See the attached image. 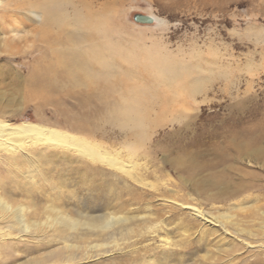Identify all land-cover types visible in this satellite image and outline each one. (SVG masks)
I'll list each match as a JSON object with an SVG mask.
<instances>
[{"label":"bare ground","instance_id":"obj_1","mask_svg":"<svg viewBox=\"0 0 264 264\" xmlns=\"http://www.w3.org/2000/svg\"><path fill=\"white\" fill-rule=\"evenodd\" d=\"M9 4L0 0V54L18 56L24 52V46L32 49L27 56L29 63L22 62L28 71L25 87L39 97L68 96L80 103L102 101L119 94V100L106 108L121 125L131 129L136 141L126 145V158L86 136L41 123H15L0 118V264L86 261L94 258L93 248L96 250L131 236L144 227L139 214L131 210L137 199L130 197L131 200H126L121 193H116L115 197L109 196L104 205L96 206L95 213L84 209L79 201L67 208L62 183L51 178L42 188L38 181V178L46 177L39 167V163L43 164L45 151L51 148L58 150L57 154L71 151L76 153L80 163L94 161L108 167L89 165L88 169L107 177L109 191H120L121 187L129 190L128 179L146 184L142 179L146 164L135 155L154 122L150 109L157 93L132 83L135 78L125 72L124 62L142 66L154 74L157 81L166 83L169 89L193 93L201 85L197 79L187 90L186 80L193 72L191 66H180L153 49H147L143 54L126 50L121 40L122 26L105 0H78L75 3L71 0H16L14 7ZM69 6L73 8L71 18L65 12ZM30 27L32 29L28 30ZM12 68L0 67V83L8 77L17 79ZM5 96L0 91V110L9 103L4 101ZM73 126L81 131L92 129L85 120ZM256 140L251 137L235 143V146L242 155L259 159L263 157V149L255 148ZM190 164L189 169L194 170V164ZM207 180L198 184V191L216 190L211 194L213 203H228V209L237 212L217 213L194 202L164 194L158 197L162 203L178 206L193 216L183 221L182 229L184 237L196 235L195 241L187 240L191 246L193 243L197 246L191 252L199 259L193 258L186 264H208V259H215V264L264 263L262 254L255 250L264 247V238L258 237L264 236V204H254L264 200V196L260 198V194H255L249 185L234 187L224 176ZM124 209L129 210L124 212ZM147 218L149 221L152 217ZM167 240L165 244L169 243ZM179 254L164 252L157 260L167 264L169 259H177L180 264H185ZM145 261L120 255L94 264L148 263Z\"/></svg>","mask_w":264,"mask_h":264},{"label":"rangeland","instance_id":"obj_2","mask_svg":"<svg viewBox=\"0 0 264 264\" xmlns=\"http://www.w3.org/2000/svg\"><path fill=\"white\" fill-rule=\"evenodd\" d=\"M15 1L5 0L12 7ZM105 1L122 26L121 40L126 50L143 54L147 49H153L180 66H191L193 72L186 80L187 90L197 79L201 87L193 93L169 89L142 66L125 61V72L135 78L132 83L157 93L150 109L154 122L135 155L146 164L142 172L146 184L128 179L129 190L125 191L120 185V191H109L107 177L88 169L89 165L108 167L94 161L80 163L76 153L60 151L57 154L58 150L54 148L47 149L43 164L39 163L46 177L38 178V181L42 188L51 178L62 183L65 206L71 208L79 201L80 206L92 213L116 193H121L126 200L137 199L131 210L143 220L144 227L141 226L139 234L135 232L99 249L93 248L95 256L92 260L73 264L101 263L120 255L147 260L145 264H162L157 257L164 252H180L178 257L182 256L186 264L197 257L191 252L197 246L188 242L195 241L196 235L189 236L191 239L185 236V240L182 229L183 221L193 216L178 206L162 203L159 194L194 202L217 213L229 211L228 203H213L211 194L216 190L198 191V184L215 176H224L228 184L234 187L249 185L260 198L264 196V0ZM65 12L71 18L73 8L69 6ZM140 15L152 17L153 22L139 23L136 19ZM23 48L24 52L18 56L0 54V67L8 69L11 66L16 72L14 76L17 75V79L8 77L0 83V91L6 95L4 101H9L0 110V118L15 123H41L86 136L128 158L126 145L134 143L136 138L131 129L121 125L106 108L119 100V94L85 103L68 96H36L25 87L28 71L22 66L23 60L29 61L27 56L32 49ZM81 120L90 124L91 131H81L73 126ZM251 137L257 139L255 148L263 149L262 158L246 157L236 148L235 143ZM191 162L194 170L189 169ZM254 204L263 205L264 200ZM147 217L152 218L148 221ZM258 237L264 238L263 235ZM167 239L170 244H165ZM255 250L264 257V247ZM103 251L108 254L104 255ZM208 262L215 264L216 260L208 259ZM167 264H180V260L169 259Z\"/></svg>","mask_w":264,"mask_h":264},{"label":"water","instance_id":"obj_3","mask_svg":"<svg viewBox=\"0 0 264 264\" xmlns=\"http://www.w3.org/2000/svg\"><path fill=\"white\" fill-rule=\"evenodd\" d=\"M139 23H151L153 22V18L146 16V15H140L139 17H137L136 19Z\"/></svg>","mask_w":264,"mask_h":264}]
</instances>
